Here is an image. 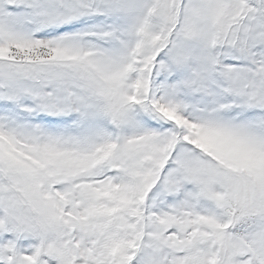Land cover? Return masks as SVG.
I'll return each mask as SVG.
<instances>
[{"label": "snow or ice", "instance_id": "1", "mask_svg": "<svg viewBox=\"0 0 264 264\" xmlns=\"http://www.w3.org/2000/svg\"><path fill=\"white\" fill-rule=\"evenodd\" d=\"M0 264H264V0H0Z\"/></svg>", "mask_w": 264, "mask_h": 264}]
</instances>
